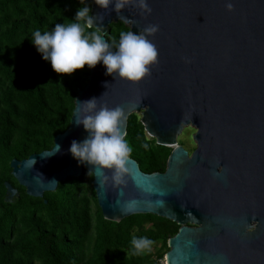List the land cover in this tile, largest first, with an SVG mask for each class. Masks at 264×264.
Wrapping results in <instances>:
<instances>
[{"label": "water", "instance_id": "obj_1", "mask_svg": "<svg viewBox=\"0 0 264 264\" xmlns=\"http://www.w3.org/2000/svg\"><path fill=\"white\" fill-rule=\"evenodd\" d=\"M147 3L150 13L136 0L118 11L92 0L90 14L97 15L92 27L105 40L116 21L146 35L158 51L150 73L129 82L106 75L100 62L85 65L86 82L76 89L67 128L50 149L12 158L11 174L28 195L42 197L59 181L88 171L68 151L72 140L87 135L73 114L77 101L100 97L98 105L123 109L124 135L127 117L139 113L145 133L171 147L163 172H144L129 157L123 184L101 186L92 174L102 216L118 222L153 214L177 223L167 239V264H264V0ZM153 24L158 30L145 33ZM186 126L195 128L190 154L177 142ZM55 144L60 150L48 155ZM4 185L11 200L16 189Z\"/></svg>", "mask_w": 264, "mask_h": 264}, {"label": "trees", "instance_id": "obj_2", "mask_svg": "<svg viewBox=\"0 0 264 264\" xmlns=\"http://www.w3.org/2000/svg\"><path fill=\"white\" fill-rule=\"evenodd\" d=\"M91 1L0 0V264H154V255L167 251V239L178 230L177 223L153 214L105 219L87 170L59 181L42 197L28 195L11 174L12 158L50 149L53 137L67 128L76 89L88 74L85 66L71 74L54 72L31 44V33L73 22L77 8ZM108 28L106 40L114 51L119 33L129 27L116 21ZM93 31L99 32L86 28ZM124 136L129 157L142 171L165 170L171 147L145 133L139 114L127 117ZM5 181L16 189L11 200ZM133 236L153 244L136 253Z\"/></svg>", "mask_w": 264, "mask_h": 264}, {"label": "clouds", "instance_id": "obj_3", "mask_svg": "<svg viewBox=\"0 0 264 264\" xmlns=\"http://www.w3.org/2000/svg\"><path fill=\"white\" fill-rule=\"evenodd\" d=\"M130 2L95 0L100 8L107 9L112 5L115 11L125 8ZM80 3L83 4V0ZM136 3L145 13L151 12L147 0H136ZM226 7L231 10L233 5L228 2ZM90 12V7L84 4L75 11L73 22L55 23L49 31L42 33L36 29L31 33V44L41 58L49 62L52 70L71 74L85 65L92 68L100 62L105 68V74L111 75L113 79L138 82L148 75L158 57L157 48L151 40L138 32L121 31L118 43L114 42L113 51L112 45L99 32L86 33V28H91L97 18V15H91ZM157 30L158 25L153 24L147 26L144 32L155 33ZM99 98L93 96L77 101L78 114H73L75 124L82 125L87 135L79 142L72 140L68 151L78 164L89 166L87 175L95 174L101 186L106 182L120 185L125 182L124 175L129 171L126 164L132 151L122 132L124 113L119 106L110 108L98 105ZM59 150L60 145L55 144L48 155ZM34 163L35 157H32L26 165L32 167ZM131 244L134 251L139 253L150 248L153 241L147 237L133 236Z\"/></svg>", "mask_w": 264, "mask_h": 264}, {"label": "rangeland", "instance_id": "obj_4", "mask_svg": "<svg viewBox=\"0 0 264 264\" xmlns=\"http://www.w3.org/2000/svg\"><path fill=\"white\" fill-rule=\"evenodd\" d=\"M194 131H195V128L193 126H186L182 129L181 133L177 136L178 144L182 145L188 151H190L191 148H194L196 145L195 141L192 139V134L194 133Z\"/></svg>", "mask_w": 264, "mask_h": 264}, {"label": "built area", "instance_id": "obj_5", "mask_svg": "<svg viewBox=\"0 0 264 264\" xmlns=\"http://www.w3.org/2000/svg\"><path fill=\"white\" fill-rule=\"evenodd\" d=\"M153 259H154V264H167L165 253H162L161 255L155 254Z\"/></svg>", "mask_w": 264, "mask_h": 264}, {"label": "flooded vegetation", "instance_id": "obj_6", "mask_svg": "<svg viewBox=\"0 0 264 264\" xmlns=\"http://www.w3.org/2000/svg\"><path fill=\"white\" fill-rule=\"evenodd\" d=\"M194 148H195V147H194ZM194 148H191L190 151L187 150L188 153L190 154V153L193 151ZM250 223H251L252 225H255V224H256V220H251ZM250 229H251V228H250Z\"/></svg>", "mask_w": 264, "mask_h": 264}]
</instances>
